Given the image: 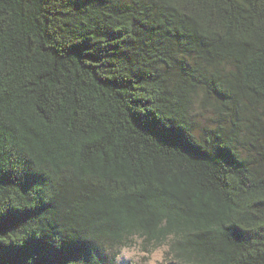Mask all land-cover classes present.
I'll use <instances>...</instances> for the list:
<instances>
[{
	"label": "trees",
	"instance_id": "trees-1",
	"mask_svg": "<svg viewBox=\"0 0 264 264\" xmlns=\"http://www.w3.org/2000/svg\"><path fill=\"white\" fill-rule=\"evenodd\" d=\"M135 237L264 264V0H0V264Z\"/></svg>",
	"mask_w": 264,
	"mask_h": 264
},
{
	"label": "rangeland",
	"instance_id": "rangeland-1",
	"mask_svg": "<svg viewBox=\"0 0 264 264\" xmlns=\"http://www.w3.org/2000/svg\"><path fill=\"white\" fill-rule=\"evenodd\" d=\"M193 118L198 129L205 125L213 127L217 124V115L210 107H203L200 96L195 99L192 105ZM148 245H144L143 239L139 237L134 238V242L130 246L123 247L118 255L116 261L117 264H133L131 259L125 258V256L136 258V257H146L151 256L148 264H174L175 262L167 256L169 251V246L167 244H162L155 247L151 253L149 252Z\"/></svg>",
	"mask_w": 264,
	"mask_h": 264
},
{
	"label": "clouds",
	"instance_id": "clouds-1",
	"mask_svg": "<svg viewBox=\"0 0 264 264\" xmlns=\"http://www.w3.org/2000/svg\"><path fill=\"white\" fill-rule=\"evenodd\" d=\"M166 243V241H165ZM158 245H152L151 247H149V252L151 253V251ZM125 258L127 259H131L133 261V264H148V261L151 259V256H146V257H136V258H132V257H128L125 256ZM153 264H156V262H153Z\"/></svg>",
	"mask_w": 264,
	"mask_h": 264
}]
</instances>
